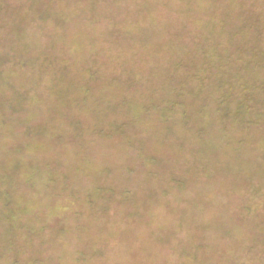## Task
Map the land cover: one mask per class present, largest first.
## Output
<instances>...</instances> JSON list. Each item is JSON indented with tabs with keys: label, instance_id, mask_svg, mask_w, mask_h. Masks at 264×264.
<instances>
[{
	"label": "rangeland",
	"instance_id": "obj_1",
	"mask_svg": "<svg viewBox=\"0 0 264 264\" xmlns=\"http://www.w3.org/2000/svg\"><path fill=\"white\" fill-rule=\"evenodd\" d=\"M0 264H264V0H0Z\"/></svg>",
	"mask_w": 264,
	"mask_h": 264
}]
</instances>
